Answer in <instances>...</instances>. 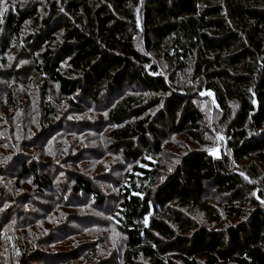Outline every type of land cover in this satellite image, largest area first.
I'll list each match as a JSON object with an SVG mask.
<instances>
[{
    "label": "trees",
    "instance_id": "trees-1",
    "mask_svg": "<svg viewBox=\"0 0 264 264\" xmlns=\"http://www.w3.org/2000/svg\"><path fill=\"white\" fill-rule=\"evenodd\" d=\"M38 5L26 1L5 15L2 61L7 65L9 48L17 49L14 38L27 41L37 78L56 83L75 109L85 100L101 103L108 121L121 125L112 140L135 166L118 185L117 204H106L82 177L73 192L109 214L123 240V264H264V0H52L41 22ZM31 21L41 28L27 39L22 31ZM50 37L56 45L42 47ZM41 90L44 121L54 126L48 87ZM208 93L222 117L220 158L206 150L209 119L196 104ZM8 97L17 106L10 88ZM159 103L166 106L153 116ZM180 134L198 148L164 179V141ZM18 172L40 195L53 187L34 163L23 161ZM219 201L232 222L218 230L198 225L195 208L217 211L222 220ZM13 202L10 188L0 185V264H32L45 256L46 241L31 230L33 220L17 219ZM97 242L89 248L94 259L105 254ZM80 252L73 250L68 264Z\"/></svg>",
    "mask_w": 264,
    "mask_h": 264
},
{
    "label": "rangeland",
    "instance_id": "rangeland-1",
    "mask_svg": "<svg viewBox=\"0 0 264 264\" xmlns=\"http://www.w3.org/2000/svg\"><path fill=\"white\" fill-rule=\"evenodd\" d=\"M26 1L39 4L40 22L50 14L52 0H0L2 37L5 34V15L9 11H16ZM40 28V25L31 21L22 34L27 39L30 35L34 37ZM56 37L60 39L61 34L58 33ZM13 40V47L17 46V49L9 48L7 65L3 64L0 53V185L9 187L16 197L18 202L13 203H17L18 210L23 214L17 212V219L22 217L33 220L35 225L31 230H38L37 237L46 241L42 245L45 256L42 253L32 264H68L73 250H81L79 255L82 257L89 256L88 262L81 257L74 261L75 264H123V240L111 224L109 214L103 208H98L91 197L82 192H73L76 178L82 177L91 182L93 189L104 195L106 204H117L118 185L127 180V174L135 166L133 160L126 158L122 149L112 140L111 131L119 129L121 125L108 121L107 110L101 103L85 100L81 104L82 110L69 105L67 99L63 100L60 96L56 83L48 80L45 75L36 77L32 58L34 51L32 47L28 48L27 41L17 38ZM52 41L54 42V38L50 37L41 45L45 48L50 45L53 48L56 43ZM26 54H30V58L22 62L21 56ZM66 64L67 62L63 63L61 67L64 72L68 71ZM22 67L26 68L23 69L25 72L29 71L27 75L21 74ZM42 84L48 87V101L52 103L56 116L54 126L49 125L50 127L44 121L39 105L43 96ZM9 88L15 92L18 107L9 101ZM202 95L205 96L204 93ZM29 96L32 97L31 100ZM208 96L209 99L199 100L196 104L209 119L207 139L212 143L206 150L220 158L223 153L222 145L225 143L223 134L219 131L222 117L212 107L211 94L208 93ZM144 97L156 96L145 93ZM165 106V103H159L158 108L152 111L155 113L153 116ZM164 142V151L158 160L163 164L162 170L166 179L173 173L182 157L189 150H196L198 146L181 134L172 135L170 141ZM23 161L38 165L41 174H49L53 187L40 195L30 178L26 176L21 179L18 167ZM17 184L20 185V190L17 189ZM216 195L215 198L219 199L220 195ZM214 204L219 206L218 212L223 216L219 222L216 221L217 211L208 213L195 208L191 212L197 224L209 230L224 228L232 222V219L225 218L220 211L223 210V202ZM95 242L105 250V254L96 259L94 258L97 253L89 249Z\"/></svg>",
    "mask_w": 264,
    "mask_h": 264
}]
</instances>
